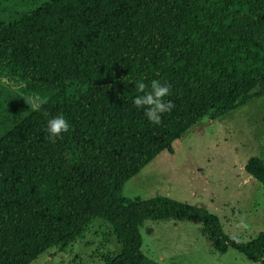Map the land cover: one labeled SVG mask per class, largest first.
Listing matches in <instances>:
<instances>
[{
	"label": "trees",
	"instance_id": "trees-1",
	"mask_svg": "<svg viewBox=\"0 0 264 264\" xmlns=\"http://www.w3.org/2000/svg\"><path fill=\"white\" fill-rule=\"evenodd\" d=\"M0 77L18 98L42 100L0 137V264L62 251L94 221L117 246L103 264H158L140 228L169 219L200 223L218 253L264 264V233L243 241L203 207L122 195L199 120L264 97V0H51L0 20ZM129 78L171 85L175 107L159 125L133 105ZM60 114L71 127L53 143L46 122ZM244 171L264 190V150Z\"/></svg>",
	"mask_w": 264,
	"mask_h": 264
},
{
	"label": "rangeland",
	"instance_id": "rangeland-1",
	"mask_svg": "<svg viewBox=\"0 0 264 264\" xmlns=\"http://www.w3.org/2000/svg\"><path fill=\"white\" fill-rule=\"evenodd\" d=\"M51 0H0V20L13 22ZM42 100L18 98L9 80L0 77V137L38 107ZM130 178L122 195L128 199L163 196L203 207L215 214L223 231L243 241L264 233V190L244 171L250 157L264 150V97L254 98L216 120L202 118ZM197 222L147 221L140 228L141 250L158 264H253L229 248L214 251ZM151 229L148 234L146 229ZM106 225L92 222L62 251L48 249L30 264H103L117 246L105 240Z\"/></svg>",
	"mask_w": 264,
	"mask_h": 264
},
{
	"label": "clouds",
	"instance_id": "clouds-1",
	"mask_svg": "<svg viewBox=\"0 0 264 264\" xmlns=\"http://www.w3.org/2000/svg\"><path fill=\"white\" fill-rule=\"evenodd\" d=\"M129 81L134 85L136 92L132 98L133 105L143 111L151 124L159 125L162 115L171 112L175 107L171 100L166 99L171 94V85L156 78L148 83L132 78H129ZM70 127L69 121L62 114L50 117L46 122L48 139L55 143L63 133L69 131Z\"/></svg>",
	"mask_w": 264,
	"mask_h": 264
}]
</instances>
